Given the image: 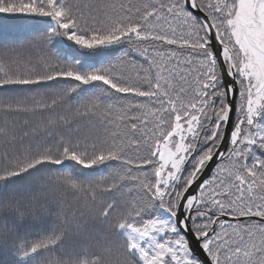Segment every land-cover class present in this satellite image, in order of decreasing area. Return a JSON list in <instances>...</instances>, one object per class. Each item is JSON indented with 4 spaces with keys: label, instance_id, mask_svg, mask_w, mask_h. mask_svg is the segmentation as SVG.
I'll return each mask as SVG.
<instances>
[{
    "label": "snow or ice",
    "instance_id": "snow-or-ice-1",
    "mask_svg": "<svg viewBox=\"0 0 264 264\" xmlns=\"http://www.w3.org/2000/svg\"><path fill=\"white\" fill-rule=\"evenodd\" d=\"M0 264H264V0H0Z\"/></svg>",
    "mask_w": 264,
    "mask_h": 264
},
{
    "label": "trees",
    "instance_id": "trees-1",
    "mask_svg": "<svg viewBox=\"0 0 264 264\" xmlns=\"http://www.w3.org/2000/svg\"><path fill=\"white\" fill-rule=\"evenodd\" d=\"M6 31L0 39L9 40L13 38H24V33L19 30L20 21H4Z\"/></svg>",
    "mask_w": 264,
    "mask_h": 264
}]
</instances>
